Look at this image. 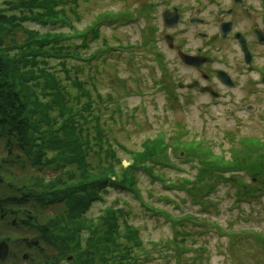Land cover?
Wrapping results in <instances>:
<instances>
[{
	"label": "rangeland",
	"instance_id": "374dc122",
	"mask_svg": "<svg viewBox=\"0 0 264 264\" xmlns=\"http://www.w3.org/2000/svg\"><path fill=\"white\" fill-rule=\"evenodd\" d=\"M65 1L68 24L32 20L22 24L39 35L62 34L56 39L58 45L78 54L42 59L74 96V108L85 100V96L74 100L80 88L87 91L89 105L82 127L95 138L94 126L101 129L99 138L113 151L118 175L136 172L134 191L99 192L102 199L93 201L85 213L87 223L98 228L105 207H121L119 221L132 225L139 240L131 264H264V85L250 94L253 87L247 79L257 76L244 74L235 76L234 88L217 87L222 92L218 100L198 89L182 90L178 84L196 79L207 84L199 71L172 65L173 53L164 45L165 61H158L147 47L150 35L142 27L143 19L129 11L147 0ZM16 37L22 42L25 34L19 31ZM223 59L212 67L236 74L238 60L229 53ZM255 62L264 64V59ZM148 143L150 149L157 145L156 153L135 156L145 152ZM6 157L0 139L4 161L0 199L18 193L14 183L30 185V173L45 179L58 173L53 165L37 170ZM37 210L52 216L61 209L56 204ZM21 215L18 210L10 214L0 209V242L9 249L0 264H40L43 259L20 240L33 233L18 220ZM83 231L86 240L89 232ZM78 262V255L66 253L56 264Z\"/></svg>",
	"mask_w": 264,
	"mask_h": 264
},
{
	"label": "trees",
	"instance_id": "16d2710c",
	"mask_svg": "<svg viewBox=\"0 0 264 264\" xmlns=\"http://www.w3.org/2000/svg\"><path fill=\"white\" fill-rule=\"evenodd\" d=\"M65 3V0H0V139L7 150L5 159L11 162L13 156L16 163L27 162L37 170L50 165L58 170L48 179L30 173V185L22 183L16 187L14 183L18 193L3 196L0 209L23 214L18 220L33 233L20 240L43 256L40 264H56L66 253L78 255L77 264H131L139 240L132 225L119 221L123 209L105 207L98 228L87 223L85 213L93 201L102 199L100 191L109 188L134 191L136 172L118 175L113 151L104 147L99 138L101 129L94 126L96 138L87 134L91 140L87 139L83 129L89 105L87 91L80 88L81 93L74 100L77 102L81 96L85 100L74 108V96L42 59L75 58L78 54L58 45L62 34L39 35L38 30L22 24L25 20L42 25L68 24ZM19 31L25 34L22 42L16 41ZM149 145L145 152L135 156L156 153L157 145L152 144L151 149ZM48 150L53 154L48 155ZM3 162L0 160V177ZM56 204H60L61 210L52 216L37 210ZM83 228L89 232L86 240ZM123 238L125 244L121 242ZM84 240L87 244L82 248L80 243Z\"/></svg>",
	"mask_w": 264,
	"mask_h": 264
},
{
	"label": "flooded vegetation",
	"instance_id": "af4514ba",
	"mask_svg": "<svg viewBox=\"0 0 264 264\" xmlns=\"http://www.w3.org/2000/svg\"><path fill=\"white\" fill-rule=\"evenodd\" d=\"M137 4L132 13L143 19L142 27L147 28V47L155 54L163 52L164 45L173 53L172 65L199 71L207 84L196 79L185 88L178 84L182 90L198 89L219 98L222 92L217 87L234 88L235 76L244 74L257 76L247 79V85L253 87L250 94H257L256 87L264 85V64L255 62L258 57L264 59V0H147ZM228 53L238 60L236 74L228 68L212 67L224 63Z\"/></svg>",
	"mask_w": 264,
	"mask_h": 264
},
{
	"label": "water",
	"instance_id": "95a60500",
	"mask_svg": "<svg viewBox=\"0 0 264 264\" xmlns=\"http://www.w3.org/2000/svg\"><path fill=\"white\" fill-rule=\"evenodd\" d=\"M188 59H192V58L188 57ZM8 252H9V249H8V245L6 244V242L4 241L0 242V261H3L7 257Z\"/></svg>",
	"mask_w": 264,
	"mask_h": 264
}]
</instances>
